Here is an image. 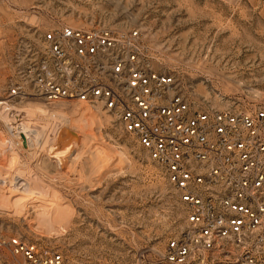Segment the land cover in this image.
<instances>
[{"label":"rangeland","instance_id":"rangeland-1","mask_svg":"<svg viewBox=\"0 0 264 264\" xmlns=\"http://www.w3.org/2000/svg\"><path fill=\"white\" fill-rule=\"evenodd\" d=\"M60 27L136 32L153 71L172 76L192 110L250 113L264 109V0H0V178L29 183L11 195L12 180L0 185V236L80 264L148 261L185 219L136 139L85 103L11 97L18 46ZM37 110L79 120L64 128L79 143L61 166L59 140L26 145L16 135Z\"/></svg>","mask_w":264,"mask_h":264},{"label":"built area","instance_id":"built-area-1","mask_svg":"<svg viewBox=\"0 0 264 264\" xmlns=\"http://www.w3.org/2000/svg\"><path fill=\"white\" fill-rule=\"evenodd\" d=\"M18 47L12 98L99 107L172 189L185 227L138 264H264V109L192 110L174 78L153 71L136 32L60 27ZM0 264L80 263L0 236Z\"/></svg>","mask_w":264,"mask_h":264},{"label":"bare ground","instance_id":"bare-ground-1","mask_svg":"<svg viewBox=\"0 0 264 264\" xmlns=\"http://www.w3.org/2000/svg\"><path fill=\"white\" fill-rule=\"evenodd\" d=\"M90 107L99 108L97 106H90ZM13 112L18 114L19 117L21 118L23 117L22 119H25L26 117L30 115V114L28 115L27 112H24L21 110L20 111L13 110ZM36 113H39L40 117H37L34 123H31V120H21L19 124L20 126L19 131L21 132H18V133L16 132V135L17 134L19 135L22 133L23 141L26 143V145L29 143L37 144L39 141L38 138H41V137L45 138L44 143H49L50 141H53L52 140L53 138L59 140L62 143L63 147H62L61 153L59 154L58 160L57 159L56 160H57L58 165L61 166L63 163L64 157L72 155L79 143V136L76 133H72L70 131L65 130L64 128L65 127L75 128L76 124L79 123V120L71 122V120H69L67 117L62 115V113L57 114L52 111L45 113L42 110H37ZM32 114L34 113L32 112ZM82 122H84L85 125H87L85 121H82ZM10 181L5 176L3 178H0V185L7 184L8 186L10 184ZM12 182L13 184L12 183L11 184L13 185V188L6 189L4 191V193L7 195H11V193L14 192L15 185H20L19 187L23 188L22 191H26L27 186L29 184L27 183V181L23 180L19 176L14 178Z\"/></svg>","mask_w":264,"mask_h":264}]
</instances>
